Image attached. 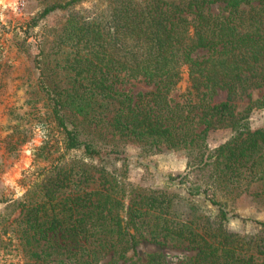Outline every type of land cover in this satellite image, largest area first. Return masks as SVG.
<instances>
[{
	"label": "trees",
	"instance_id": "obj_1",
	"mask_svg": "<svg viewBox=\"0 0 264 264\" xmlns=\"http://www.w3.org/2000/svg\"><path fill=\"white\" fill-rule=\"evenodd\" d=\"M77 1L47 7L41 16ZM81 31L71 35L81 48L65 59V82L48 83L42 74L40 81L66 150L99 160V142L190 151V170L206 171V189L264 196V129L242 124L253 108H264V98L240 111L231 105L264 82V0H113L110 21ZM198 51L206 54L194 57ZM183 67L190 87L180 102L171 95ZM131 80L153 90L131 95L119 87ZM221 91L225 101L213 103ZM222 128L232 129L233 138L210 150L207 135ZM63 174L41 188L38 200L5 207L19 214L2 229L11 228L33 264L127 262L138 238L184 245L196 253L191 264H264L253 237L221 224L198 230L191 221L168 219L163 205L170 201L162 194L127 196L112 172L79 161ZM224 219L221 210L216 220Z\"/></svg>",
	"mask_w": 264,
	"mask_h": 264
},
{
	"label": "rangeland",
	"instance_id": "obj_2",
	"mask_svg": "<svg viewBox=\"0 0 264 264\" xmlns=\"http://www.w3.org/2000/svg\"><path fill=\"white\" fill-rule=\"evenodd\" d=\"M71 0H0V264H33L24 257L18 236L5 234L2 224L12 223L19 210L5 208L25 198L36 201L41 188L57 180V173L69 170L74 161L103 168L113 173L123 184L127 196L137 192L162 194L170 201L164 212L176 223L192 222V227L221 224L226 232L240 237H253L264 254V196L242 193L223 196L204 187L206 171L193 172L190 166L194 154L190 151L160 152L141 148L135 143L113 147L99 142L102 159H89L82 149L66 150L61 129L54 121L51 102L40 88L41 74L48 83L65 82V59L81 48L71 41V35L93 23L111 20L113 0H80L66 8H55L45 16L43 10L63 5ZM72 38V39H71ZM198 51L194 57L205 55ZM58 62V63H57ZM181 80L171 97L182 102L190 87L187 68L181 70ZM131 95L146 93L153 86L131 80L122 86ZM264 98V82L240 99L231 102L235 111L250 102ZM223 91L213 103L225 101ZM250 131L264 129V108H253L242 122ZM234 131L222 128L209 132L206 138L210 150L230 141ZM68 174V171H67ZM72 177V175H71ZM129 197H126V201ZM225 219L217 222L219 212ZM6 220V221H5ZM184 221V222H183ZM15 227V224L12 225ZM261 234V235H260ZM254 247V244H253ZM195 251L168 239L160 242L138 238L136 254L130 261L112 262L105 258L99 264H148L158 255V264H191Z\"/></svg>",
	"mask_w": 264,
	"mask_h": 264
}]
</instances>
